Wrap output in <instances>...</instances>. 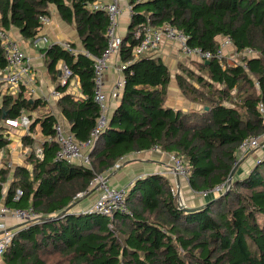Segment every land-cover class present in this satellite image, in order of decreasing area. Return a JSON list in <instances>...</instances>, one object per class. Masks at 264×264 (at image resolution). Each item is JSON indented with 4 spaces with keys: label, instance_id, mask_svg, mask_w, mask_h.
I'll return each instance as SVG.
<instances>
[{
    "label": "trees",
    "instance_id": "16d2710c",
    "mask_svg": "<svg viewBox=\"0 0 264 264\" xmlns=\"http://www.w3.org/2000/svg\"><path fill=\"white\" fill-rule=\"evenodd\" d=\"M92 0H0V31L16 29L24 40L42 30L39 17L55 8L74 27L82 50L100 56L106 47L108 18L87 8ZM119 60L125 83L106 127L86 149L90 166L56 160L58 149L50 112H38L28 132L39 126L40 141L23 134L33 151L25 164L0 169V201L10 208L32 207L42 218L17 229L4 264H264V157L242 176L228 175L238 160V145L264 131V0H130ZM174 27L187 45L215 53L220 37L234 51L255 53L228 64L213 54L208 63L177 64L171 75L155 50L134 56L148 27ZM75 47L74 44H71ZM158 49V48H157ZM55 89L56 104L75 140L85 144L100 116L93 100L92 59L58 44L41 50ZM77 79L79 94L57 85L60 65ZM5 66L0 48V71ZM197 109H174L167 101L171 80ZM1 86V85H0ZM46 102L22 91H0V152L8 151L5 120L42 110ZM156 148L181 157L189 168L193 193H207L205 205L185 212L177 205L167 176L150 174L127 186V211L111 215L76 211V194H88L95 176L109 175L127 154ZM11 181L2 198L3 184ZM223 184L219 192L215 188ZM19 189L22 194L15 197ZM82 197V198H83ZM2 198V199H1Z\"/></svg>",
    "mask_w": 264,
    "mask_h": 264
},
{
    "label": "built area",
    "instance_id": "2783aa9c",
    "mask_svg": "<svg viewBox=\"0 0 264 264\" xmlns=\"http://www.w3.org/2000/svg\"><path fill=\"white\" fill-rule=\"evenodd\" d=\"M87 8L91 11L104 12L108 18V25L105 32L106 47L100 56H93L87 51L77 50L71 46L69 41H61L56 44L60 45L63 49L74 54L77 52L83 53L86 57L92 59V71H93V100L99 107L100 116L97 120L96 126L91 131V138L87 143H78L69 128L65 126L61 121L56 120L54 129V138L58 149L55 154L56 160L65 161L70 164H77L89 167L90 162L86 149L93 145L94 140L100 134V132L106 127L108 121L109 103L107 100V94L105 92L104 73L108 68L111 60L116 62L115 66L120 76L114 81L112 86V94L116 99H119L121 89L125 83L124 76L122 75V69L126 64H122L119 60V52L121 45L122 35L118 30L119 17L123 11L131 14L130 0H92ZM42 29H45L50 22V16L43 15L39 17ZM166 39L174 43L178 49L185 55L195 57L199 61H209L213 54L219 58H223L224 50L228 46H232L231 41L227 37H220L219 45L215 53H211L208 50H203L199 47L191 48L187 45V37L184 33L174 27L164 26L160 28L148 27L145 30L144 37L141 43L134 49V56H139L148 51L157 49L162 41ZM40 44L47 45L48 37L46 34H37L35 38L31 39V45L35 48H40ZM0 48L3 52L5 60V66L0 71V85L6 86V93H17L20 88V84L28 85L32 81L30 75L31 66L30 60L25 54L24 50L19 45L17 39L13 38L8 31H0ZM255 52L251 49H244L240 56L250 57ZM71 77L70 69L65 65H60V74L57 78V85L65 86L69 83ZM11 90V91H10ZM31 93L34 89L29 90ZM60 96V92L55 88L51 89L47 95L48 98L57 99ZM31 118L28 114L21 113L14 120H5L4 125L9 128H21L26 131V134L32 138L33 134L28 132ZM264 131L259 136L248 137L243 139L238 145V155L248 154L249 152L258 149L261 145L264 147ZM34 156L41 160L43 158V149L40 146H35L32 149ZM2 154V152H1ZM264 157V152L262 154ZM170 158V173L177 176L180 179L187 180L189 175V168L181 159V157H175L169 155ZM258 161V160H257ZM3 165L5 167H3ZM0 168H11V164H3ZM223 188V184L215 188V191L219 192ZM127 188H116L108 184V180L103 175L95 176L89 183L88 194L97 191V197L94 203L87 210L102 215H111L113 212L127 211V205L125 202ZM179 186L175 183L171 186V192L176 197V202L179 207L181 205V196L179 192ZM5 190H2V198L4 197ZM22 192L19 189L15 191V197H19ZM85 193L76 194V198H81ZM205 194V193H202ZM1 198V199H2ZM3 200V199H2ZM0 201V264H3V256L8 248L12 238L17 232L18 228H22L26 225L38 222L42 215L35 211L32 207L26 208H10L7 207L3 201Z\"/></svg>",
    "mask_w": 264,
    "mask_h": 264
},
{
    "label": "crops",
    "instance_id": "0c3cea01",
    "mask_svg": "<svg viewBox=\"0 0 264 264\" xmlns=\"http://www.w3.org/2000/svg\"><path fill=\"white\" fill-rule=\"evenodd\" d=\"M49 10L51 15L50 17L51 22L47 27H45V29H42L38 33V34H46V36L48 37L47 45L40 44V48H35L34 46L31 45V40L22 39L16 29H11L8 31V33L13 38L17 39L19 45L24 50L25 54L30 60L29 61L31 66L30 75L32 77V81L28 85L20 84L19 91H22V93L26 97H29L31 100L39 98L44 102H46V107L44 109L34 110L28 114L31 120L36 118L38 112L41 113L50 112L52 115H54L56 120L61 121L63 124H65L67 128H69L66 120L61 116L59 112V109L56 104V99L48 98L47 101L45 100L50 90L55 87V83L50 79V77L47 74L46 68L43 63L44 59L41 50L51 44H55L65 40L74 44L77 50H81L82 46L79 43L78 35L74 27L64 23L60 19L54 7L50 6ZM129 18L130 17L128 16L126 11H123L119 17V24H120L119 32L121 35L124 34L128 26ZM175 50H177L179 53L181 52L174 43L164 39L161 45L158 47V49H156L154 52L157 56L161 57L164 63L168 66L171 75H174L177 72L176 66L178 62L182 60V57ZM238 56H240V54L234 51L233 46H228L224 50L223 62H226L228 64H232L233 62H238L236 60ZM190 57L196 59L195 57L192 56ZM196 61L199 62L198 59H196ZM114 63L116 64V62H114V59L111 60L108 68L105 70L104 73L105 92L107 94V100L109 103L108 117L111 115L113 108L118 103V99H116L112 94L113 83L120 76V73L117 71L116 69L117 67L115 66ZM1 86H5V85H1ZM1 86H0L1 93L2 94L6 93V89L3 90ZM32 88L34 89V91L31 93L29 90ZM67 91L76 95L79 94V86L77 83V79L75 78L71 79ZM166 103L169 106L173 107L174 109L186 110L188 108L193 107L192 104H188V102L183 99L180 90L175 85L174 79H172L171 83L169 84V95ZM11 130H14L12 132H14L15 134H19L21 136L23 135V131H25L24 129L21 128H11ZM35 132L38 133L39 135L38 125L36 126L35 131L33 133ZM8 139H10V135L8 136ZM10 144H11V140H10ZM10 144L8 146V152L12 153L10 151L11 150ZM169 155H170L169 153L161 152L156 148L127 154L119 161L118 168L108 175L109 177L107 179L108 184L113 185V187L116 186L121 188H127V186L131 184V182L142 176H147L150 174H162L168 177V175H170L167 174L168 173L167 169L170 167ZM5 157H6V153L3 154L2 158ZM7 163H5V165ZM24 164L25 163L23 162L22 164H16L15 166L17 165L23 166ZM15 166L11 165V169H13ZM238 174L239 175H235V174L234 175L242 176L243 174H245V171H243L242 173L238 172ZM168 179L172 185L174 182L176 185L179 186V189L182 188L183 190H186L185 191L186 193L189 192V186L187 180H183V179L177 180L176 177H174L173 179L171 177H168ZM190 196L194 197V199L190 200V202L186 206L189 207L198 206L205 201V200H201L200 198H197L196 196L193 195ZM85 201L86 199L83 201H77L73 205V209L76 211H80L79 205L83 204Z\"/></svg>",
    "mask_w": 264,
    "mask_h": 264
},
{
    "label": "rangeland",
    "instance_id": "374dc122",
    "mask_svg": "<svg viewBox=\"0 0 264 264\" xmlns=\"http://www.w3.org/2000/svg\"><path fill=\"white\" fill-rule=\"evenodd\" d=\"M127 14L129 16V13H127ZM50 17H51V15H50ZM119 26H120V24L118 23V30H119ZM65 41H67V40H65ZM175 51H177V50H175ZM179 55L182 57V60H180L178 62V64L179 63H183L185 66H192L194 63H196V59L191 58L190 56L185 55L182 52H180ZM240 59H241V56H238L236 58L237 61H239ZM1 88H3V90H4V89H6V86H1ZM168 95H169V86H168V89H167V99H168ZM183 99L186 100L188 102V104H192L193 105V107L188 108V109H197L198 108V105L190 102L189 100H187L184 97H183ZM7 130L9 131V135H10V140H11V144H10L11 150L10 151L12 153H10L8 151H4L3 154L6 153V157H5L6 159H5V158H2L3 154H1V152H0V166L5 164V163H7V162L10 163L12 166H15L16 164H22L23 162H25V156L27 154H29L30 151H32V149L35 146H37V143L40 141V136L36 132L32 133L33 137L35 138V141H38V142L34 143V147H26L25 145H23L21 143V135L15 134L14 132H12L14 130H11V128H7ZM24 133H26V131H23V134ZM261 141L263 142L264 139H261ZM263 152H264V147L261 145L258 149H255L254 151L249 152L248 154H244V155H240V156L238 155V160L236 162L239 163V165H238L236 171L239 172V173L240 172L242 173L243 171H245V173H247L249 171L250 166L252 164H254L260 157H262ZM169 160H170V158H169ZM118 163H117V165H116V167L114 168L113 171H115L118 168V165H119ZM169 163H170L169 165H171V162H169ZM3 167H5V166L3 165ZM0 169H2V168H0ZM167 172H166L167 174H170V175H168V177H171L172 179L174 177H176V176H174V175H172L170 173V167L167 169ZM103 176L106 177L107 179L109 178L108 175H103ZM10 181H11V176L9 174V177H8L7 181L3 184V187H4L3 190L6 191V188L8 187V184L10 183ZM173 184H174V182H173ZM109 185H111V184H109ZM111 186H113V185H111ZM114 187H116V186H114ZM116 188H121V187H116ZM185 191L186 190H183L182 188L179 190L180 196H181L180 197L181 198L180 201L182 202L181 205H183V206L184 205L186 206L190 202V200L194 199V197H192L190 195L196 196L197 198H200L201 200H205V198H207V196L205 197V195L207 193H205V194L193 193L190 190V188H189V192L186 193ZM215 192H217V191H215ZM97 194H98L97 191H93V192L89 193L88 196H85L83 198L81 197V198L75 199V200H79V201H83V200L86 199V201L83 204L79 205V209H82V208L83 209H88L94 203V201H95V199L97 197Z\"/></svg>",
    "mask_w": 264,
    "mask_h": 264
},
{
    "label": "water",
    "instance_id": "95a60500",
    "mask_svg": "<svg viewBox=\"0 0 264 264\" xmlns=\"http://www.w3.org/2000/svg\"><path fill=\"white\" fill-rule=\"evenodd\" d=\"M209 61H205V63H208ZM239 163H235L234 166L232 167L229 175H228V178H227V184H231L232 182V179L234 177V174L237 170V167H238ZM176 179L179 180V178L176 176ZM205 205H198V206H193V207H189V206H182L181 207V210L185 211V212H195L197 210H200L204 207ZM73 207V204L69 205L68 207H66L65 211L66 210H69Z\"/></svg>",
    "mask_w": 264,
    "mask_h": 264
}]
</instances>
